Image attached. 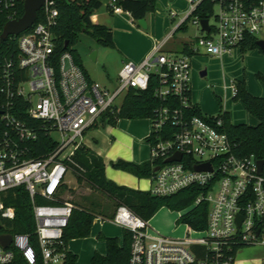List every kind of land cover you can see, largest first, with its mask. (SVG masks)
I'll return each instance as SVG.
<instances>
[{"label": "built area", "instance_id": "2783aa9c", "mask_svg": "<svg viewBox=\"0 0 264 264\" xmlns=\"http://www.w3.org/2000/svg\"><path fill=\"white\" fill-rule=\"evenodd\" d=\"M185 1L189 15L201 0ZM21 2L24 0H0V20L5 24L17 20ZM216 3V26L208 20V33L200 30L197 18L191 22L200 32L192 53L203 50L221 57L239 48L246 36L264 31V0ZM108 8L112 14L122 12L116 0H110ZM38 14L39 22L36 19L28 30L13 36L14 55L0 61V237L10 236L7 246L0 244V264H65L68 250L63 233L73 205L63 200L60 190L72 166L79 168L71 159L74 151L87 129L102 125L104 113L118 112L128 89L147 90L152 74L157 76L153 95L165 104L150 119L146 140L150 161L157 162L154 168L158 169L148 177L146 192L164 197L198 187L199 195L178 211V218L201 202L207 204V217L203 229L182 223L185 235L173 238L151 229L149 220L118 205L110 222L130 233L127 264H234L243 248L259 247L264 252V166L259 173L252 156L232 153L222 113L200 117L186 113L193 105L190 56L165 54L159 44L140 63H123L116 87L109 89L90 80L68 52L55 55L52 29L58 12L53 0H45ZM16 112L40 127L17 119ZM38 127L56 147L42 158L32 159L29 153ZM175 154L181 155L180 161L164 162ZM204 164L210 170H196ZM21 186L28 193L34 223L27 234L11 233L15 209L4 203L8 191ZM36 199L45 203L37 204ZM196 232L203 236L190 237ZM257 264H264V254Z\"/></svg>", "mask_w": 264, "mask_h": 264}, {"label": "trees", "instance_id": "16d2710c", "mask_svg": "<svg viewBox=\"0 0 264 264\" xmlns=\"http://www.w3.org/2000/svg\"><path fill=\"white\" fill-rule=\"evenodd\" d=\"M217 0H201L196 8L177 27L176 32L186 30L187 24L194 18L209 20L213 14V7ZM58 12L56 24L52 29L55 42V55L59 56L63 52H68L73 62L82 70L78 55L71 50V46L76 43L77 35L85 33L97 40L104 47H113L111 32L108 28L92 24L90 16L101 7V0H53ZM116 5L123 11L128 12L134 21L145 18L148 13L155 11L156 0H116ZM23 14V3L18 5V18ZM40 21V14L37 22ZM5 24L0 20V34ZM257 37L246 36L244 42L239 46L241 53L258 49L256 45ZM67 47H64V43ZM16 41L13 36L0 40V61L5 57H12L16 52ZM182 54L190 56L192 54L188 45H184ZM84 73V72H83ZM85 74V73H84ZM264 83V78H260ZM157 82V76L151 75L150 84L145 91L128 89L123 97L118 112L110 114L104 113L101 124L114 125L119 119H151L154 111L159 106L165 104L154 97L153 90ZM233 100L239 101L244 110L257 120L256 126L246 124H233L229 121L228 115L222 113L223 130L226 133L232 147V153L237 157L252 156L256 161H264V98L249 94L246 91L243 81L233 82ZM186 113L189 116H202L200 109L192 105ZM16 118L26 121L31 126L37 127L38 123L30 122L23 114L16 112ZM40 127V126H39ZM38 127L37 140L33 143V149L29 153V158H42L48 151L53 150L56 145L52 143L46 133ZM168 128V127H167ZM146 141H149L146 140ZM72 161L79 167H73L71 173L78 184L86 182L90 187L105 194L118 205L126 206L134 214L144 220H150L161 208L178 212L193 203L199 195L198 187H188L170 196H152L146 191L133 190L124 186H118L106 179L104 175V164L98 155L90 151L84 145L78 146L72 156ZM157 163V162H156ZM155 162L148 161L141 164H134L123 160L116 161L113 167L132 174L137 178H148L153 174ZM82 169V170H79ZM37 204L45 203L41 199L35 200ZM5 205L15 209V220L11 223V233H31L33 230V218L31 204L28 193L24 187H17L8 191V198L4 199ZM89 209L73 206V210L67 227L63 233V240L67 243L72 239L87 238L90 228L95 218L96 204L89 203ZM207 217V204L201 202L188 213L178 218L189 227L201 230L205 227ZM131 236L124 230L122 245H119L117 238H106L105 255L94 253L90 259V264H127L129 256ZM65 264H77V257L68 252Z\"/></svg>", "mask_w": 264, "mask_h": 264}, {"label": "crops", "instance_id": "0c3cea01", "mask_svg": "<svg viewBox=\"0 0 264 264\" xmlns=\"http://www.w3.org/2000/svg\"><path fill=\"white\" fill-rule=\"evenodd\" d=\"M156 1L165 8L168 5L167 0ZM169 2H173L174 7L178 8V13L175 10L176 14L172 15V18L170 17L171 20H174V17H177L181 11L184 12V16L173 24V21L164 17L162 11L156 5L155 11L148 13L144 18L146 29H142L128 12L122 10L119 14H112L108 4H106L104 12H94L90 16L92 24L101 25L110 30L113 47L109 49L112 51L113 57L116 58L115 65H103L106 75L104 82L98 83L112 89L109 84L116 82L117 73L123 63L128 61L134 64L140 63L159 44H163L162 50H167L168 44L176 36L181 50L184 45H188L191 49L192 40H195L198 36L195 30L200 34L199 30L193 24L188 23L186 30L176 32L177 27L188 15V3L185 0H172ZM188 25H192L193 34L189 31ZM188 33L192 35H187ZM168 36L171 37L166 40ZM208 57L211 59L209 63L210 70H208V67L202 66V64L209 61ZM236 59L242 60L244 66L242 70L235 71L232 66ZM190 66V101L200 109L202 114L213 116L219 113H226L229 121L233 124L257 125V120L244 110L242 104L233 100V82L243 81L249 94L264 98V85L260 79L264 78V53L258 49L241 53L240 49L236 48L229 54H223L221 57H212L205 51L199 50L190 55ZM219 66L221 70L229 71L231 76V78L227 79L223 71L221 72L222 86H220V81H218L220 80ZM203 71H205V75H201ZM210 77L213 78L211 79ZM207 78H210V80L207 81ZM208 82L213 87L216 82H219L218 87L215 88L217 90L216 93L209 88ZM215 97H219L220 101H222V106L216 102ZM100 126L103 127L104 125ZM96 127L97 125L84 132L81 144L101 157L106 179L118 186L147 191L150 186L148 178H137L130 173L115 169L112 164L118 160L134 164H141L150 160V148L146 141L151 130L148 122L144 119H119L114 125L107 124L105 132L97 130ZM78 185L76 181V187ZM75 188L69 189L68 185L65 184L62 186L60 194L63 200H68L74 207L85 208L84 206L86 205L84 204H73L71 202ZM159 211L164 214L168 213L166 208H161ZM110 223L113 224L112 222ZM159 225L162 230H168L170 225L172 226V221L168 222L164 219L159 222ZM105 235L107 238H117L119 245H122L124 230L119 226L115 225L110 228V233ZM88 249L91 259L94 253L105 255L106 245L103 246L102 242H99V244L93 242Z\"/></svg>", "mask_w": 264, "mask_h": 264}, {"label": "rangeland", "instance_id": "374dc122", "mask_svg": "<svg viewBox=\"0 0 264 264\" xmlns=\"http://www.w3.org/2000/svg\"><path fill=\"white\" fill-rule=\"evenodd\" d=\"M110 0H101V7L96 11V13H101L105 11V6L108 4ZM167 7L160 6V4L156 1V5L159 6L160 11H162L164 17H167L169 20L170 17L176 14L175 10L178 13V8L174 7L173 2H169L167 0ZM189 7V6H188ZM154 12V11H153ZM218 13V6L217 3H215L213 7V14L209 18V24L211 26H216V21L214 19V16ZM184 16V12L181 11L177 17H174L173 24L178 21L179 18ZM172 18V17H171ZM189 31L193 32L192 25H188ZM196 34H198L197 30ZM191 33H188L187 35H192ZM257 39H264V31L258 34ZM192 45H196V41L192 40ZM110 47H104L100 45L96 39L91 37L88 34L85 33H79L77 35L76 43L71 46V50H73L77 55L81 63L82 71L85 73V75L94 82H104L105 78V71H104V64H110L115 65V57H113L112 51L109 49ZM95 52L96 57L94 60L90 57L91 54ZM165 54H171V55H181V48L179 47L177 36L173 41H171L168 46L167 50H162ZM209 58V57H208ZM209 61L202 64V66L209 68ZM236 61V62H235ZM232 66L235 68V71L242 70L243 69V62L242 60H234V63ZM223 69V68H222ZM225 74V77L227 79L231 78L229 71L227 72L225 69L221 70L219 66V75H220V86H222V72ZM242 72V71H241ZM114 78V76H112ZM211 79L213 77H210ZM210 78H207V81L210 80ZM232 80V79H231ZM234 81V80H233ZM262 82V81H261ZM109 83V82H108ZM111 83V82H110ZM219 82H216L214 84V87L211 86L212 84L208 82L209 88L212 90V92L216 93L217 90H215L216 87H218ZM264 85V83L262 82ZM112 89L116 87V82L109 84ZM216 102L222 106V101H220L219 97H215ZM223 98V97H222ZM120 102V98L118 99V103ZM143 120V119H142ZM148 122L149 127L151 129V120L150 119H144ZM106 125L103 127L100 125H97L96 129L105 132ZM52 137L56 140L59 139L57 134H53ZM144 144H146L144 142ZM150 148V147H149ZM65 184L68 185L69 189H73L76 187V180L73 174L67 173L64 178ZM73 197L71 198V202L73 204H84L81 206H84L85 208H90L89 203L96 204V210H95V219L93 222V225L90 229L89 236L87 238H81V239H74L69 240L67 242V250L68 252L74 254L77 257V264H89L90 255L88 254V247L91 243L96 242L99 244V242L105 246V239L107 236L105 234L110 233V228L114 227L115 225L110 223V219L116 209V202H114L111 198L106 196L105 194L99 192L95 188L90 187L86 182L80 183L75 190H73ZM68 198V197H66ZM88 204V205H87ZM168 210V209H167ZM160 212V213H159ZM162 211H158L149 221L148 224L151 229L159 232L162 235H166L169 237L177 238L182 237L186 233V227L182 224V221L178 219V216L180 212H173L169 211L167 214L161 213ZM184 212V211H182ZM166 219L168 222L172 221V226L170 225V228L168 230H162L160 228L159 222L161 220ZM150 232V231H149ZM98 236V238H96ZM203 234L201 232H196L190 234V237L192 238H200ZM264 254L263 249L259 247H252V248H243L241 249L236 257L234 264H257L259 258Z\"/></svg>", "mask_w": 264, "mask_h": 264}, {"label": "water", "instance_id": "95a60500", "mask_svg": "<svg viewBox=\"0 0 264 264\" xmlns=\"http://www.w3.org/2000/svg\"><path fill=\"white\" fill-rule=\"evenodd\" d=\"M45 0H24L23 2V14L20 18L17 20H12L7 22L3 28L2 32L0 34V40L4 41L9 36H18L19 34L25 32L28 30L36 21L37 19V12L40 10V8L43 6ZM172 1V0H169ZM157 7H159L157 5ZM137 24L142 28L146 29V23L144 18L139 19L137 21ZM200 30L202 32H209V26H208V20H200L199 21ZM257 47L259 50L264 53V39H259L256 42ZM64 47H67V43H64ZM96 53L93 52L91 54L92 60L95 59ZM201 75H205V71L201 72ZM181 155L175 154L167 159L164 160L165 163L173 162V161H180ZM256 165L258 167V172L261 173L262 168L264 166V161H257ZM158 167H155L153 171H156ZM197 171H204V170H210L209 164H204L196 167ZM238 223L241 221V218L238 217L237 219ZM10 242V236H1L0 237V244L2 246H7Z\"/></svg>", "mask_w": 264, "mask_h": 264}]
</instances>
